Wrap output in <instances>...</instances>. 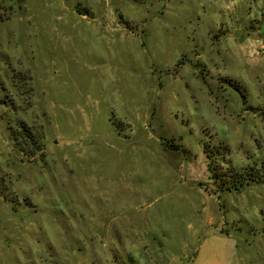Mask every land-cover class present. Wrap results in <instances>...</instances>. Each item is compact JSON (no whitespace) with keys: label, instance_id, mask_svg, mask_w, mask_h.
Instances as JSON below:
<instances>
[{"label":"rangeland","instance_id":"obj_1","mask_svg":"<svg viewBox=\"0 0 264 264\" xmlns=\"http://www.w3.org/2000/svg\"><path fill=\"white\" fill-rule=\"evenodd\" d=\"M262 162L264 0H0V264H264Z\"/></svg>","mask_w":264,"mask_h":264},{"label":"trees","instance_id":"obj_2","mask_svg":"<svg viewBox=\"0 0 264 264\" xmlns=\"http://www.w3.org/2000/svg\"><path fill=\"white\" fill-rule=\"evenodd\" d=\"M9 130H10V138L14 141L15 145L18 143L17 141L22 138H24L27 141V143L28 141H30L33 144L32 140L34 141V137L32 135V132L25 124L18 126V128L10 127ZM208 149L209 146H206L204 148L205 153L207 154L209 159L208 162L209 170L212 173V177L215 178L216 177L215 168L213 163L214 155L212 154L210 149L209 150ZM226 151L227 149L225 150V152L224 151L221 152L220 155L222 156L223 161L228 162L230 160H226L227 159ZM226 177H220L221 188L222 187L226 189L235 188L237 190H240L239 186H243L245 184L244 181L246 183H250V182L264 183V162H262L259 168H257L256 166H251V170L246 169L245 172H243V170H237L232 168L231 174L229 175L226 174Z\"/></svg>","mask_w":264,"mask_h":264},{"label":"crops","instance_id":"obj_3","mask_svg":"<svg viewBox=\"0 0 264 264\" xmlns=\"http://www.w3.org/2000/svg\"><path fill=\"white\" fill-rule=\"evenodd\" d=\"M212 261L208 258L204 259V257H200L197 255L189 264H213Z\"/></svg>","mask_w":264,"mask_h":264}]
</instances>
